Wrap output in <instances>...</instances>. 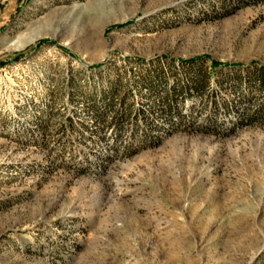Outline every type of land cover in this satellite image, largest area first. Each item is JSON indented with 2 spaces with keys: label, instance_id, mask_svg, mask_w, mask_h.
I'll list each match as a JSON object with an SVG mask.
<instances>
[{
  "label": "rangeland",
  "instance_id": "rangeland-1",
  "mask_svg": "<svg viewBox=\"0 0 264 264\" xmlns=\"http://www.w3.org/2000/svg\"><path fill=\"white\" fill-rule=\"evenodd\" d=\"M0 264H264V0H0Z\"/></svg>",
  "mask_w": 264,
  "mask_h": 264
}]
</instances>
